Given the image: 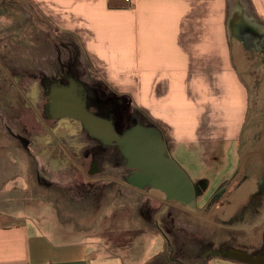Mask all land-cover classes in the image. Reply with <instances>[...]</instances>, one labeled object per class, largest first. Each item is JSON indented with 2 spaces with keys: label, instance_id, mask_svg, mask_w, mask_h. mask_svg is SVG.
I'll list each match as a JSON object with an SVG mask.
<instances>
[{
  "label": "rangeland",
  "instance_id": "obj_1",
  "mask_svg": "<svg viewBox=\"0 0 264 264\" xmlns=\"http://www.w3.org/2000/svg\"><path fill=\"white\" fill-rule=\"evenodd\" d=\"M238 1L240 0H236L237 8L233 9L237 11V14L230 16L228 9L223 17L225 24L228 21L232 25H229L231 27L229 37H232L236 56L238 52L241 53V50L233 39L234 29L245 27L256 32H264V23L255 18L252 9L246 8L247 0L237 3ZM4 41L9 44L8 48H5ZM0 43V118L7 123L6 125L12 127L14 133L28 136L37 142L31 147L32 155L25 153L19 142L8 141L7 127L4 124L7 134L4 137L0 134V153L3 150L12 151L9 154V166L21 165L26 168L21 185L17 182L14 185V180L11 181L13 184L8 183L12 184L10 188H14L11 190L12 198L19 196L18 203L26 202L28 216L40 214L41 218L57 223L61 230L71 232L69 236L74 234L75 238L85 236L86 239L93 234L106 236V238L116 236L119 245L127 246L129 251H131L130 248L134 251L127 253L125 249V261L128 264H173L170 260L171 249H168L169 252L165 256L160 255L164 247H167L164 235L156 233L158 231L152 227L149 228L148 221L145 222L139 215L140 204L149 202L156 208L160 207V203L149 200L147 196L140 197L126 189L120 193L118 188L111 184L112 178H116L118 172L107 164L102 166L103 174L100 175V177H106L105 180L93 183V180L88 181L89 178L72 165L69 158L36 154V150H40L42 144H46L44 143L45 132L30 106L25 105L19 98L12 77H17L19 86L28 93L34 87L40 86L43 76H54L60 69V62L66 64L69 54L74 53L77 65L79 64V69L85 75L83 80L90 83L96 80L108 87L94 64L86 57L79 39L72 34L63 33L51 24L31 0H0ZM218 65L214 64L216 68L214 69V101L216 103L214 102V111L205 110L199 131L200 141L186 140L185 136L177 139L173 135V126L162 125L164 136L169 141L172 158L193 182L204 181L206 196L212 194L222 183L229 182L240 168L239 148L233 138L242 128L247 101L245 96L242 98L239 93L233 94L237 100L230 109L231 102H224L221 99L222 86L221 88L218 86L220 79L218 75L221 70ZM208 72L203 70L201 74L207 75ZM260 85L263 87L261 92L257 96L254 94L251 96L249 118L254 121V125L250 128L252 135L248 137L246 132V139L250 140L248 143L251 144V148L254 147L258 151L251 154L250 159H246L253 165L257 161L260 162L258 153L264 149V80ZM123 96L124 106L128 107L127 114L133 113L149 119L146 112L137 109L130 96ZM32 101L41 112L43 109L41 101L37 102L36 99ZM10 104L14 107L10 108ZM258 125H260L259 129H257ZM25 128L29 130V134L24 133ZM69 130V133H74L76 129L72 131V128H69ZM244 161L243 157V163ZM73 162L83 164L86 171L89 167L88 161L84 160L82 155L79 159L74 157ZM243 163L242 169L245 172L248 171L250 178L234 186L229 194V203L225 206L220 205L219 209L212 211L217 212V217L208 219L205 214L195 213V216L188 219L183 214H179L176 218L175 236L179 237L176 242H183L188 249L185 250L188 252L186 255V252L176 248L174 257L178 258L177 264L182 259L197 261L198 254L192 250L194 246L190 245H194L193 241L205 236L215 241L217 245L229 238L232 247L245 249L244 246H246L248 250L259 246L261 238L263 242L264 233H235L234 230L245 232L251 228L264 230V205L258 208V214L260 213L261 216L256 217L252 223L250 221L255 212L247 214L243 221L237 219L238 221L236 220L232 227L225 225L234 210L259 189V181L253 166L250 165L248 170L247 163L246 165ZM36 169L48 181H52V188L37 183ZM3 184L6 183L1 185ZM15 189L20 192H15ZM154 193L164 197L162 194ZM153 219H157L156 216ZM54 222H52L53 225ZM43 228L46 229L45 223ZM213 230L217 233L210 232ZM232 230L234 233H227ZM94 231L96 233H91ZM202 231L204 233H201ZM222 261L238 264L223 259Z\"/></svg>",
  "mask_w": 264,
  "mask_h": 264
},
{
  "label": "crops",
  "instance_id": "obj_2",
  "mask_svg": "<svg viewBox=\"0 0 264 264\" xmlns=\"http://www.w3.org/2000/svg\"><path fill=\"white\" fill-rule=\"evenodd\" d=\"M31 1L51 24L79 39L111 90L130 96L155 123L173 126L177 139L200 141L205 110L214 111V64L221 70V99L231 102L230 109L237 100L233 94L244 97L230 63V23L223 21L226 10L237 14L236 0ZM245 5L264 23V0ZM4 124L0 118L3 137ZM10 153H0V264H128L125 249L134 251L119 245L116 236L75 238L40 214L28 216L26 202L12 198L10 188L23 183L26 168L9 166ZM168 252L164 247L160 255Z\"/></svg>",
  "mask_w": 264,
  "mask_h": 264
},
{
  "label": "flooded vegetation",
  "instance_id": "obj_3",
  "mask_svg": "<svg viewBox=\"0 0 264 264\" xmlns=\"http://www.w3.org/2000/svg\"><path fill=\"white\" fill-rule=\"evenodd\" d=\"M233 26L235 25L233 24ZM234 31L235 34L233 35V39L239 46L241 53L238 52L236 56L233 52L232 37H229L230 63L233 66L235 76L240 83L241 88L244 90V96L247 100L246 111L242 118V128L233 138L237 142V146L239 148L240 168L229 182L222 183L218 189L213 191L212 194L208 196H206L205 193L206 188L204 186V181H192L196 207L189 208L193 212L189 211L188 208L186 209L184 205L176 202L174 198H170L166 191L162 192L164 197L154 195V191H161L154 189L151 182L144 184L140 181V174L143 173V170L129 168V161L123 155L118 143L114 142L112 144H104L103 142L92 138L88 132L84 130L82 123L78 120L69 118L55 119L51 116L52 112L50 105L56 91L60 88L74 90L78 97H82L86 101L87 108L90 112L98 117L112 121L119 136L125 135L138 126L147 129H158L162 133L165 157L170 158L175 162L172 158L169 141L166 136H164L162 125L160 126L159 123H155L150 118L147 120L141 116L134 115L133 113L127 114V107H124V101L121 96L116 94L114 91L112 92L108 87L103 86L96 80L91 83L83 80L85 75L79 69V64L77 65V58L74 56V53L69 54L68 62L66 64L60 62V69L54 76H43L40 81V86L34 87L28 93L19 86L20 84L18 78L15 76L12 77V81L14 82V87L19 95V98L23 100L25 105L28 107L30 106L37 118V121L40 122V125L45 132L44 143L46 144H42L40 150H36V154L46 155L47 157L53 156L55 158H69L73 163L72 165L84 174V176L88 177V181L93 180V183L105 180L106 177H100V175L103 174L102 166L107 164L112 166L118 172L116 178H112L111 184L117 187L120 193L126 189L140 197L147 196L149 200H154L160 203V207L156 208L152 207L149 202L140 204L138 208L140 211L139 215L145 220V222L148 221L147 226H150L149 228L152 227V229L154 228L158 231L156 233H162L164 235L166 239L165 242L167 244L166 248L171 249L170 260L173 264H177L178 261V258L174 257L176 248L182 252H186V255L188 254V252L185 251L187 249L186 245L183 242H176L177 238H179L178 236H175L176 218L179 217V214H183L187 216L186 219H188V217L195 216V213L199 215L205 214L208 219H214L217 217V212L214 213L212 211H214V209H219L220 205L225 206L226 203H229V194L231 190H233L234 186H238L239 183H244L250 178L248 171L245 172V170L242 169L243 165L241 164L243 163V157L245 159L243 164L247 163L246 168L248 170H250V165L253 166L259 181V189L256 193L251 194L247 199H245V201L237 208L235 213L227 220L225 225L232 227L235 225L237 219L243 221L247 214L255 212L252 214V220L250 221V223H252L255 221L256 217L261 216L260 213L258 214V208L264 205V149L258 153V156H260V162L257 161L256 164L253 162V165L246 160L250 159L251 154H254L255 151L258 152L254 149V147L251 148V144L248 143L250 140L246 139V132H248V137H250L252 135L250 133V128L254 125V121L249 118L251 111V96L253 94L257 96L263 89L260 83L264 80V32H256L245 27H240ZM34 99H36L37 102L40 100L43 104L41 112L39 111L38 106L33 103L32 100ZM13 107V104H10V108ZM261 119L263 120V118H260V120ZM6 127L8 132V141L10 143L19 142L23 146V151L32 155L31 147L37 142L31 140L28 136L14 133L12 127L9 125H6ZM69 128H72V131H74V129L76 130L74 133H69ZM259 128L260 125L257 126V129ZM28 132L29 130L25 128L24 133L27 134ZM11 139H13V141H11ZM81 155L82 158L89 163L87 171L84 168L85 166L80 162L78 164L73 162L74 157L79 159ZM177 166L182 169L178 164ZM35 175V180L38 184L47 188L53 187L52 181L50 182L43 177L38 169H36ZM154 216H156L157 219H153ZM210 232L217 233V231L214 230ZM234 232L264 233V230L251 228L246 232L242 230H234ZM234 232L232 230L227 233ZM201 233H204V231ZM192 243H194V245H190L194 246V248L191 247L192 250L198 254V256H196L197 261L191 262L190 260L179 259L180 261L178 264H210L212 261L215 262V259L218 260L219 258H216L213 255L214 249L221 250L234 248L242 251H248L257 256H264V240L261 242L262 244L260 243L259 246L251 250H248L246 246H244L245 249L232 247L229 238H227V241L223 240L219 245L206 236L202 239H197Z\"/></svg>",
  "mask_w": 264,
  "mask_h": 264
},
{
  "label": "water",
  "instance_id": "obj_4",
  "mask_svg": "<svg viewBox=\"0 0 264 264\" xmlns=\"http://www.w3.org/2000/svg\"><path fill=\"white\" fill-rule=\"evenodd\" d=\"M230 26H232L231 23ZM50 108L51 116L55 119L78 120L92 138L104 144L118 143L123 155L129 161V168L143 170L140 181L144 184L151 182L154 189L161 191L154 192L163 195L162 192L166 191L170 198H174L186 209L196 207L192 180L172 159L165 157L162 133L158 129L138 126L125 135L119 136L111 120L90 112L82 97H78L74 90L64 88L56 91ZM213 255L238 264H264V256L234 248L214 249Z\"/></svg>",
  "mask_w": 264,
  "mask_h": 264
},
{
  "label": "trees",
  "instance_id": "obj_5",
  "mask_svg": "<svg viewBox=\"0 0 264 264\" xmlns=\"http://www.w3.org/2000/svg\"><path fill=\"white\" fill-rule=\"evenodd\" d=\"M4 43H5V41H4ZM1 44V43H0ZM9 47V44H7V41H6V43H5V48H8ZM122 97V96H121ZM122 99H123V101L125 100V98H124V96L122 97ZM124 107H127L126 105L124 106ZM128 108V107H127Z\"/></svg>",
  "mask_w": 264,
  "mask_h": 264
},
{
  "label": "bare ground",
  "instance_id": "obj_6",
  "mask_svg": "<svg viewBox=\"0 0 264 264\" xmlns=\"http://www.w3.org/2000/svg\"><path fill=\"white\" fill-rule=\"evenodd\" d=\"M236 3V2H235ZM237 3H239V2H237ZM233 28H235V26H233ZM235 30V29H234ZM236 48V47H235Z\"/></svg>",
  "mask_w": 264,
  "mask_h": 264
}]
</instances>
